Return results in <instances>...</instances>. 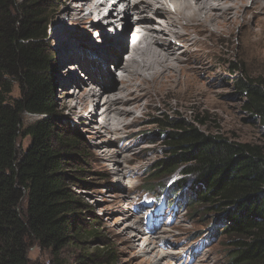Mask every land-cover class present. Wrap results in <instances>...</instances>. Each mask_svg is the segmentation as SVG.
<instances>
[{
	"label": "trees",
	"instance_id": "1",
	"mask_svg": "<svg viewBox=\"0 0 264 264\" xmlns=\"http://www.w3.org/2000/svg\"><path fill=\"white\" fill-rule=\"evenodd\" d=\"M52 7L41 0H0V264H38L29 257L33 247L64 264L62 253L71 246L91 264L109 256L113 263L112 247L92 255L80 246L98 232L75 223L81 204L65 169L77 162L83 173L81 136L56 123L52 52L46 46ZM234 65L230 74L247 98L246 111L264 124V75H242L241 64ZM16 85L20 96L13 98ZM25 114L38 119L25 126ZM209 120L202 114L193 124L155 122L165 151L151 173L162 182L174 180L169 186L148 180L142 187L154 192L160 186L159 201L180 205L193 220L197 213L216 220L206 239L226 238L228 264H264V143L206 133ZM21 135L30 139L25 150L18 146Z\"/></svg>",
	"mask_w": 264,
	"mask_h": 264
},
{
	"label": "rangeland",
	"instance_id": "2",
	"mask_svg": "<svg viewBox=\"0 0 264 264\" xmlns=\"http://www.w3.org/2000/svg\"><path fill=\"white\" fill-rule=\"evenodd\" d=\"M41 1L45 5H52L50 11L54 13L52 15L50 12L51 22L48 27L49 39L46 46L52 52L53 69L52 74L49 75V81L55 88L53 102L57 111L56 123L60 126V130L70 129L81 136L79 153L83 161V173H79L77 162H69L65 169L72 190L81 204V210L75 217V223L85 229L91 228L98 232L95 237L80 242V246L92 255L96 249L106 251L112 247L110 251L113 252L116 260L112 263V258L109 256L107 259L100 260L103 264H156L155 256L159 253L167 255V260L161 261V264H228L226 238L222 237L218 243H214L210 237H208L209 242L205 240L210 233L209 230L216 229L218 225L216 220L210 216L199 217L200 213L195 214L196 217L194 216L195 220H193L190 214L186 215L183 208L182 210L178 207L171 208L157 200V197H161L160 186H157L154 192H144L146 188L142 186L147 185L148 180L153 185H159L162 182V179H153L151 173L163 159L165 151V146L162 143L163 138L159 137V131L154 124L159 120L170 118L193 124L199 115L205 114L210 118L208 127L202 128L206 133H222L237 142L258 145L264 143V124L258 117L252 116L246 111L247 98L236 90V78L230 74V67H234V64H241L242 73L240 74L252 78L263 76L264 41L259 45H249L247 33L242 35L239 27L217 34L213 40L211 37L205 47L208 62L205 59L204 69L207 71L201 73L199 77L194 76L200 81L196 79L187 88H183L180 93L167 89L162 96H153L156 106L138 111L136 116L138 122L129 125L126 134L110 137L114 142L109 146V136L97 138L93 134L97 130L90 128L92 126L97 129L103 127L101 116H97L94 124L90 125L91 122L88 119L72 115L71 109L65 106L70 98L76 96L73 93L79 90L75 85L65 87L67 81L70 80L69 74L72 69L75 71L73 65L78 63L75 61L76 58L78 55L80 57L85 55V59L89 61L100 59L95 53L105 49L107 44L104 43L108 38H99L94 41L91 37L89 40L90 29L86 25L84 27L71 25L68 18L66 19L67 28H65L68 35L64 33L59 35L58 32L62 25H60L58 16L65 14V7L62 6L63 0ZM130 1V5L133 6L135 1L143 0ZM138 7L140 9L141 6ZM120 9L124 10V7L120 6ZM132 9L129 22L133 21L132 23H134L138 19L139 10L138 8ZM247 9H251V3L247 4ZM171 11L174 12L173 5H171ZM113 13L115 20L122 19L121 13ZM247 18L250 20L252 14H248ZM261 25L263 27L260 25L256 27L255 34H260L262 39L264 38V24L261 23ZM123 27L127 28V22L124 20L117 31L111 32L109 40L123 36L125 34V31H122ZM250 27H254V24ZM168 28L173 29L171 25ZM241 36L246 37L242 38ZM252 39H255L254 35H252ZM70 45L72 48H69ZM123 46L125 48L118 58L126 62L127 56L125 55L130 53V50H128V43ZM81 47L83 50L85 49L83 53L80 50ZM175 49V52L179 51L178 47ZM86 51L90 53L86 55ZM191 55L193 58L190 59L191 61H185L186 64L188 62L195 64L200 58V55L195 53ZM66 62L68 70L64 68ZM211 65L215 69L208 70ZM85 66H88L86 61ZM101 68L105 69L107 80L111 77L117 86V89L114 90L118 92L122 87L120 82L118 83L122 73L117 70L114 61L109 60L108 63L102 64ZM90 70L97 71V65L91 63ZM73 73L77 80L85 84L83 87L88 89L93 87L92 82L83 77L85 71L78 69ZM98 79L102 80L103 78L98 76ZM198 86H201L203 90ZM96 90L99 91L100 88L97 87ZM202 91L206 92L205 97L202 96ZM19 96L20 91L16 85L12 97L18 98ZM167 102H170L171 105H168ZM133 104V102L126 103L125 106L131 107ZM81 105L83 106L82 102L78 105L79 110ZM36 119L38 117L25 114L24 125L27 126ZM18 146L24 150L27 149L30 146V139L21 135ZM107 150L122 154L120 159H123V173H128L125 178L121 174L120 176L116 175L117 167L114 162L105 159ZM124 157L129 158L130 161L124 163ZM173 180L174 176L165 177L162 184L169 186ZM189 181L194 183L193 178ZM147 190L150 189L147 188ZM129 209L131 215L126 217L124 211ZM153 212L155 215H159V220L163 221L161 227L165 233L159 234V242L157 238L152 239L151 248L157 246V249L152 253H145L143 241L145 237L148 238V235L141 230V241L136 240L134 236L141 229L142 223L148 232L150 231L148 227L156 224L148 221ZM128 224L132 225L133 229ZM138 227L139 229H136ZM134 229L137 230V233ZM162 241L165 242L163 243L164 247H160ZM82 256L84 255L78 250V247L71 246L64 250L61 260L64 261V264H91L88 261L89 258L83 259ZM29 257L38 264H55L50 253H41L37 247L31 248Z\"/></svg>",
	"mask_w": 264,
	"mask_h": 264
},
{
	"label": "bare ground",
	"instance_id": "3",
	"mask_svg": "<svg viewBox=\"0 0 264 264\" xmlns=\"http://www.w3.org/2000/svg\"><path fill=\"white\" fill-rule=\"evenodd\" d=\"M143 1H135L134 7L130 5V0L62 1L65 14L58 16L60 25H62L58 32L59 35L62 33L68 35L67 30H65L67 28L66 19L68 18L71 25L78 27L86 25L90 29L89 40L91 37L94 41L99 38H108L104 43L108 46L106 45L102 51L97 49L99 52L96 51L95 53L100 59L89 61L85 59V55L82 57L78 55L75 60L78 63L73 65L75 71H78V69L85 71L83 77L89 79L93 87L90 89L83 87L85 84L75 78L74 69L69 74L70 80L65 84L66 88L75 85L79 89L73 93L76 96L65 103V106L71 109L72 115L88 119L91 122L90 125L94 124L97 116H101V119H103L102 128L90 127L91 130H97L93 133L97 138L109 136L110 139L112 136L126 134L129 125L138 122L136 120L138 111L156 106L153 96H162L167 89L180 93L183 88H187L193 81L199 80L194 76L199 77L201 73L207 71L204 69L205 59L208 62L205 47L211 37L213 40L217 34L239 27L242 35L247 33L248 40L245 39L249 41V45H259L264 41V38H260V34H255L256 27L258 25L263 27L261 23L264 24V0ZM248 3H251L250 10L247 9ZM139 5L141 6L140 9ZM171 5L174 6V12L171 11ZM120 6H123L124 10L120 9ZM137 8L139 10L138 19L134 23H132L133 21L129 22L132 16L131 9ZM113 12L121 13L123 15L122 19L115 20ZM248 14H252L250 20L247 18ZM123 20L127 22V28L123 30L125 34L109 40L111 39V32L117 31L120 25L123 24ZM134 24L135 26L132 28V34L130 35L129 31ZM253 24L254 27H250ZM170 25L173 29L168 28ZM252 35L255 39H252ZM125 43H128L130 53L125 55L127 56L126 62H123L118 57L122 55ZM175 46L178 47V52H175ZM69 48H72V46L70 45ZM80 50L82 53L85 51L82 47ZM92 52L94 53V51ZM88 53L90 52H85L86 55ZM192 53L200 55V58L195 64H189L188 62V65L186 62L191 61L190 59L193 58ZM109 60L114 61L117 70L122 73L118 83L120 82L123 88L118 89V92L114 90L117 89V86L111 77L109 76L110 79L107 80L105 69L101 68L102 64L108 63ZM85 61L88 66H85ZM91 63L97 65V71L90 70ZM64 68L65 70L69 69L67 62ZM213 68V65H211L208 70ZM98 76H102L103 79L99 80ZM97 87L100 88L99 91L96 90ZM198 87L203 90L201 86ZM202 92V96L205 97L206 92ZM80 102L83 103V106L81 105L79 110L78 105ZM132 102L134 103L133 106H125L126 103ZM167 103L171 105L170 102ZM113 142L114 140L110 139L108 145H113ZM107 151L105 159L114 162L117 167L116 175L120 176L121 174L125 178L128 173H123V159H120L122 154L116 151ZM129 161V158L124 157V163ZM124 213L126 217L131 215L130 209L124 211ZM158 217L159 215H155L153 212V215L149 218V222L156 223L148 227L149 232L145 229L143 223L138 233L136 229H139V227L134 229L137 233L134 237L138 241L142 240L141 230L148 235L149 239L145 237L143 241V251L145 253H152L156 250L157 246L151 248L152 239L157 238L159 242V234L165 233L161 227L163 221L159 220ZM128 225L133 229L132 225ZM163 243L165 242L160 243V247L165 246ZM155 260L156 264H161V261L167 260V255L159 253L155 256Z\"/></svg>",
	"mask_w": 264,
	"mask_h": 264
}]
</instances>
